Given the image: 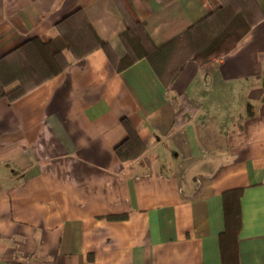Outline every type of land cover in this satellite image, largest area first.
<instances>
[{
	"label": "crops",
	"instance_id": "1",
	"mask_svg": "<svg viewBox=\"0 0 264 264\" xmlns=\"http://www.w3.org/2000/svg\"><path fill=\"white\" fill-rule=\"evenodd\" d=\"M76 9L117 58L128 26L161 47L121 71L97 48L0 97V264H223L231 190L237 264H264V0H0V56ZM239 11L255 22L234 47L191 59L187 30ZM180 94L199 108L171 131ZM122 118L145 146L131 161Z\"/></svg>",
	"mask_w": 264,
	"mask_h": 264
},
{
	"label": "trees",
	"instance_id": "2",
	"mask_svg": "<svg viewBox=\"0 0 264 264\" xmlns=\"http://www.w3.org/2000/svg\"><path fill=\"white\" fill-rule=\"evenodd\" d=\"M246 19V20H245ZM206 18L187 30L193 34L191 59L206 63L213 57L228 52L250 28L255 20H248L244 12H233L217 30L207 27ZM57 34L45 41L32 37L0 56V97L14 101L44 81L60 73L69 65V58L81 59L101 48L113 68L121 71L154 50L145 48L134 27H126L119 38L126 52L117 58L108 42L94 31L80 9L67 14L56 22ZM69 57H68V56ZM175 116L171 131L186 123V113L193 114L199 108L193 100L180 94L174 101ZM126 135L113 148L121 161L138 158L145 146L125 118L121 119ZM239 190L223 194L224 230L219 234V247L223 264H237L236 238L239 228L237 199Z\"/></svg>",
	"mask_w": 264,
	"mask_h": 264
}]
</instances>
